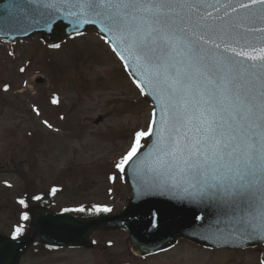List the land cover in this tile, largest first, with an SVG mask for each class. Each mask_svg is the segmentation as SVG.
<instances>
[{
    "label": "snow or ice",
    "instance_id": "1",
    "mask_svg": "<svg viewBox=\"0 0 264 264\" xmlns=\"http://www.w3.org/2000/svg\"><path fill=\"white\" fill-rule=\"evenodd\" d=\"M74 6L91 18L86 22L104 25L120 46L116 54L127 53L156 94L161 126L150 155L157 175L183 193L180 199L230 214L241 232L264 235V0H75ZM155 123L154 108L116 168L136 155Z\"/></svg>",
    "mask_w": 264,
    "mask_h": 264
},
{
    "label": "rangeland",
    "instance_id": "2",
    "mask_svg": "<svg viewBox=\"0 0 264 264\" xmlns=\"http://www.w3.org/2000/svg\"><path fill=\"white\" fill-rule=\"evenodd\" d=\"M42 41L38 35L0 41L1 233L26 228L21 213L33 196L84 213L120 209L128 186L115 164L151 115V104L97 31L63 39L59 47ZM93 238L92 247L33 244L20 264H261L264 252L261 242L210 249L180 238L137 255L123 229L97 231Z\"/></svg>",
    "mask_w": 264,
    "mask_h": 264
},
{
    "label": "water",
    "instance_id": "3",
    "mask_svg": "<svg viewBox=\"0 0 264 264\" xmlns=\"http://www.w3.org/2000/svg\"><path fill=\"white\" fill-rule=\"evenodd\" d=\"M74 4L75 0H0V38L14 42L20 37L39 33L45 42L57 44L65 36L94 27L119 51L120 46L112 34L104 30V25L86 22L91 18L79 16ZM124 57L121 60L140 81L156 111V123L148 143H144L124 166L129 187L127 201L116 212L83 216L54 211L43 204H28L25 207L29 216L27 230L17 236L0 234V264H18L20 256L36 238L49 246H91L89 233L98 228H123L132 249L139 254L166 248L178 237L213 247L264 243V235L260 233L250 235L239 231V225L230 214L180 199L183 193L153 170L150 154L161 126V106L144 77L137 74V67L127 53ZM197 216L200 219H196ZM261 259L264 261V252Z\"/></svg>",
    "mask_w": 264,
    "mask_h": 264
},
{
    "label": "trees",
    "instance_id": "4",
    "mask_svg": "<svg viewBox=\"0 0 264 264\" xmlns=\"http://www.w3.org/2000/svg\"><path fill=\"white\" fill-rule=\"evenodd\" d=\"M31 202H44V203H46L47 205L50 204V201H49V200H46V201H44V200L36 201V200H34V199L31 198V201H29V202L27 201V203H31ZM27 203H26V204H27ZM21 211H22V210H21ZM23 212H25V211H24V207H23ZM76 213H77V214H83V212H80V211H76ZM21 227H24V225L22 224ZM21 232H23L22 229H21L20 233H21Z\"/></svg>",
    "mask_w": 264,
    "mask_h": 264
}]
</instances>
